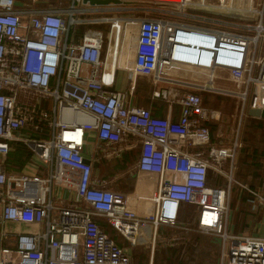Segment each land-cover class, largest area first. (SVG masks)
<instances>
[{"label":"built area","instance_id":"built-area-1","mask_svg":"<svg viewBox=\"0 0 264 264\" xmlns=\"http://www.w3.org/2000/svg\"><path fill=\"white\" fill-rule=\"evenodd\" d=\"M24 1L0 0V264H129L123 246L92 215L104 216L133 244L146 227L178 223L183 203L192 205L197 231L218 237L217 264H264V234L231 230L233 186L251 194L253 209L264 208V196L234 177L243 121L264 115L261 8H236L231 0L213 5L224 8L218 11H249L258 20L242 26L253 29L252 35L168 18L113 15L89 19L108 23L105 40L101 29L86 27L77 41L67 42L69 26L87 22L76 13L108 7L79 6L76 0L67 7H39L25 6ZM175 3L180 9L212 6L204 0ZM116 68L125 69L130 79L155 80L170 69H196L205 78L190 84L192 88L218 90L238 100V120L225 132L228 142L189 151V146L209 141L203 122L219 119L220 111L204 106L197 92L183 89L176 95L177 118L156 117L145 107L128 105L124 92L109 88ZM215 70L222 71L233 88L216 86ZM128 88L132 90V84ZM18 90L26 99L18 98ZM43 96L51 97L50 110L42 107ZM43 120L50 125V137L30 136L28 129L39 130ZM90 130L112 145L128 135L137 137L138 154L130 173L156 172L154 191L143 195L100 186L82 150ZM13 141L30 145L33 156L48 163L47 174L6 172L1 159ZM209 173L213 183L207 182ZM51 185L72 189L87 206L53 205ZM8 221L43 227L9 232L4 226Z\"/></svg>","mask_w":264,"mask_h":264},{"label":"trees","instance_id":"trees-1","mask_svg":"<svg viewBox=\"0 0 264 264\" xmlns=\"http://www.w3.org/2000/svg\"><path fill=\"white\" fill-rule=\"evenodd\" d=\"M42 1L39 0L36 3L41 4ZM106 24V22H99L95 23V26L100 28ZM87 25L86 22L71 24L67 31L66 41H77L83 28ZM198 91L202 104L208 105L210 100L209 105L220 109L221 113L229 111L231 106L228 102L230 101L229 95L215 92V102H212V98L208 96L209 91ZM41 105L48 110L43 101ZM203 123L209 129V142L217 141L218 138L215 133L218 128V121L207 120ZM28 131L29 135L36 139H48L51 133L50 125L46 120L40 122L39 130L28 129ZM241 143L234 175L235 177L237 175L236 179L239 182L245 183L248 188L252 189L253 183L258 182L263 177L261 174L264 173V115H249L244 119ZM135 146L136 144H133L131 148L123 150L119 156L110 158L100 156L96 162L92 163V168H97V175L102 180L104 187L121 191L132 190V177L121 172L136 158L137 149ZM31 154L32 151L23 142L14 141L2 156V166L6 172H17L30 159ZM210 182L211 180H209ZM242 193V200L246 202L252 200L248 191L243 190ZM241 213L243 211L239 208L235 209L232 218L234 228L239 223L240 218L243 220V217L240 216ZM93 218L104 230L105 227L101 224L98 215H94ZM177 222L175 225H163L157 229L158 238L154 242L151 264H214L219 251L217 239L213 235L201 234L192 229L194 228L192 205L188 203L181 205ZM244 222H242L241 228L245 226ZM184 227L188 229L184 230ZM148 255L147 242L133 246L129 255V264H147Z\"/></svg>","mask_w":264,"mask_h":264},{"label":"rangeland","instance_id":"rangeland-1","mask_svg":"<svg viewBox=\"0 0 264 264\" xmlns=\"http://www.w3.org/2000/svg\"><path fill=\"white\" fill-rule=\"evenodd\" d=\"M170 1V2H168ZM179 0H117V2H108L105 5H101V6H105L108 7L106 9L103 10H85L83 12H78L76 13V17L82 18V19H86L85 21H87L86 23L88 24L87 26H85L83 28V30L86 27L89 28H96L95 23L96 22H90L89 19L90 18H102L104 16L110 17L113 15H121V16H145V17H161V18H168L174 21H179V22H186V23H192V24H196V25H201V26H206V27H213V28H219V29H224L226 31H231L234 33H240V34H246V35H252L254 33V30L251 28H245L242 25L249 23V24H254L255 22H257V18H254L249 11L247 13H245V15L250 16L248 18H243V17H236V16H229V15H225L222 14L220 12H217L220 9H224L221 7H213V5H216V3L218 4V2L222 1L223 3L227 4L228 0H204V2L206 4L212 5L211 7H205L203 9H196V8H190V7H184L182 9H180V5L179 3H175ZM192 1H197V0H192ZM233 2V6H235L236 8H241V9H246V8H250L252 7H256V8H260L261 5V0H231ZM31 3L34 6H46V7H67L70 3V0H46V1H42L41 4L36 3V2H32L31 0H26L24 1V5H31ZM75 5H79V6H92L95 4H90L88 2H82L81 0H76L75 1ZM189 5V4H188ZM194 7H197L196 5ZM60 16L62 17H66V12H59L58 13ZM262 23L264 22L261 18ZM107 23V22H106ZM108 23L103 26L100 27L99 29L102 30V33L104 34V40L106 39V35L108 34ZM82 30V31H83ZM106 34V35H105ZM110 47H111V43L110 41L108 42V50L106 52V56L105 59L107 62L110 61ZM200 77H196L197 81H203V78H205L203 75L199 74ZM215 78L213 79L215 85L219 84L221 86H232L231 83L229 81H227V79L224 78V73L222 71H218L215 70L214 72ZM187 76V75H184ZM202 76V78H201ZM188 77V76H187ZM139 80H143L141 78H138ZM145 83L148 84L149 86H151V88L154 89H158L161 86H170V85H174V84H169V82H165L163 80H159L157 81L155 84L152 83L150 78H145ZM144 80L142 81V83L144 82ZM130 81V79L128 78L126 72L124 71V69H120V68H116L115 70V82L113 85H111L109 88L110 89H119L121 91H125V93L127 91H130L129 88L127 87L128 82ZM220 81V82H219ZM155 87H152V86ZM218 86V85H217ZM175 88L183 90V89H187V90H193L195 92H197V90L192 89V88H188L185 86H181V85H174ZM233 88V87H232ZM200 92V90L198 91ZM215 92L216 93H221L219 91H211L209 90L208 92V96L210 98H212V102H215ZM31 94L35 95V93ZM223 94V93H222ZM17 96L18 98L22 97L23 99H26L25 93L22 90H18L17 92ZM230 96V101L229 104L231 105L229 108L228 112H224L221 113L220 116V123L222 124L220 126L221 128V132H220V136L222 138H224L223 140L219 141H215L210 143L209 141L206 142L203 145H192L189 146L187 149L189 151H196V150H204L206 151V148L208 147L209 144H214V145H218V142H222L223 144L226 143V141H228V138H226V133H224V130H228V128H231L235 122H237L238 120V100L235 96L229 95ZM33 97V96H32ZM39 97V96H38ZM33 100V99H31ZM29 101V103H31L32 101ZM43 103L44 105L47 107L48 110H50L51 108V104H52V100L51 97H42ZM211 101L209 100L208 104ZM166 104V103H165ZM172 104V103H171ZM210 106V105H209ZM218 109V108H216ZM219 111H221L220 109H218ZM50 115V114H49ZM244 125V124H243ZM218 130V128H217ZM242 131H243V127H242ZM242 131H241V138H242ZM219 134V133H218ZM219 136V135H218ZM217 137V135H216ZM242 145V143H241ZM241 148V146H240ZM239 152V150H238ZM238 152H237V156H238ZM33 161L36 163L40 164V160L36 157V155L33 156ZM224 161V160H223ZM237 162V161H236ZM223 169H226L225 167V163L224 165H222ZM209 180H211L210 183H213V174L209 173ZM237 177V175H236ZM132 191L136 190L139 193H143V194H151V192L156 188V183H157V173L156 172H150V171H138V174L136 176H134L132 179ZM219 182H222L219 181ZM235 188V206L236 208H239L241 211L245 212H249V213H255L258 212V214L263 213V209L261 206L258 205V208L256 210L252 209L250 202H246L244 200L241 199L242 196V192H240L239 190V186L235 185L232 188V195H233V189ZM231 195V196H232ZM62 198H57V201H55V198L52 199L54 205L60 200L63 202H69V200L65 199L64 196H62ZM241 199V200H240ZM233 200H231V207H232V203ZM240 200V201H239ZM245 220L243 219H239V223L236 224V227L233 229L234 232L238 231L241 234H247V233H251V227L250 225H248L247 229H242L241 228V224L242 222H244ZM245 223V222H244ZM5 229L6 231L9 232H31L33 230V228L30 226H27L25 223H21L19 225V229L17 228V222H6L5 223ZM40 227H43V223H41ZM149 231V228H148ZM106 234L112 238L113 240H115V242L121 243V244H126L127 243L124 241L123 237L121 236L120 233H118L116 230L112 229V228H108L106 230ZM146 239L143 237H137L136 239V243L137 245L143 243ZM120 245V244H119ZM81 246H79V258H80V254H81Z\"/></svg>","mask_w":264,"mask_h":264},{"label":"crops","instance_id":"crops-1","mask_svg":"<svg viewBox=\"0 0 264 264\" xmlns=\"http://www.w3.org/2000/svg\"><path fill=\"white\" fill-rule=\"evenodd\" d=\"M103 7H105V6H103ZM260 8L262 10V20L264 21V0H261ZM124 71L126 72L128 78L130 79L128 72L125 69H124ZM184 75H187L188 77L184 76ZM196 77H200V75H198V72H197L196 69H191V70H189V69H185L184 70V69H181V68L170 69L169 71L166 72V74L164 75V77L162 79L155 80L153 78V76H148V77L136 76L135 78L130 79V81L128 82V85H127V87H128L130 84H132V90L127 91L126 93H125V91H122V92H124V94H125L124 95V99H125V102L128 105L145 107L148 110H150V113L152 115H154L156 117H164V116H166L168 114L171 119H176L177 116H178V112H179V106L175 102L176 101V95H177L178 91H181V90L175 88L174 85H181V86H185V87H188V88H192V86L190 84L203 82V81H201V82L197 81ZM138 78H141L143 80L145 78H150L153 84H155L159 80H163L165 82H169V84H174V85L161 86L160 88H158L156 90L154 88H151V86H149L148 84H146L145 80L142 83L143 80H139ZM201 78H202V76H201ZM227 81H229L231 83V85H232V82L230 80L227 79ZM217 85H218V87L232 88V86H224V85L221 86L219 84H216V86ZM152 87H155V86L153 85ZM192 89H195V88H192ZM114 90H119V89L115 88ZM196 90L198 91L199 89H196ZM204 106L212 107V106H209V104L208 105H204ZM214 109H216V108H214ZM219 119H216V121H218V130H216L215 135H217L218 140L221 141L224 138H222L218 134V133L221 132L220 126L222 125L220 123ZM243 124H244V121H243ZM225 132H226V130H224V133ZM225 136L227 138V135H225ZM20 142H22V141H20ZM226 142H228V141H226ZM126 143H130L131 146L133 144H136L135 148L137 149V154H138L139 139L137 137L128 135L126 141H123L122 143H120L118 145H112V144H106V143H103V142L99 141L97 136H96V133L94 131L90 130V131H87L86 134H85V141H84L82 150H83V153H84L86 159L89 160V162L91 164V168H92V163L96 162L98 160V157L102 156L104 158H110L112 156H119L123 150L129 149V148H124ZM25 145L31 150V148L29 147L30 145H27V144H25ZM115 146H117L120 149L118 152H114L113 151V148ZM131 146H130V148H131ZM137 154H136V157H137ZM135 159L131 163H129L121 173H126L127 175L131 176L132 178L134 176H136L138 174V171H135L134 174L130 173L131 167L133 166V164L135 162ZM236 161H237V157H236ZM48 167H49L48 163H42L40 161V164H39V163L34 162L33 161V153H32L31 156H30V159L23 165L21 170H19L17 172H14V173L36 174V175H39V176H44L48 172ZM235 168H236V166H235ZM234 172H235V170H234ZM119 174H117V175H119ZM91 176L95 177L99 181L100 186L104 187L102 180L99 179V177L97 175V168H94V169L92 168L91 169ZM261 176H263V177L261 179L259 178L260 180L258 182L255 181L253 183L254 186H253L252 189L258 191L262 196H264V173L261 174ZM234 177H235V175H234ZM207 182L209 183V178H208ZM213 182H214V180H213ZM242 184L247 186L245 183H242ZM239 190H240V192H243V190L246 191L245 189L240 188V187H239ZM124 192H138V191L136 189L134 191L130 190V191H124ZM235 192L236 191L234 190V192H233V199L234 200H233V203H232V212H231V230L232 231H233V228H234V226H232V218L234 216V211L236 209V206H235ZM140 194H143V193H140ZM143 195H149V194H143ZM62 196H64L65 199L69 200V202L68 203L67 202H63V201L60 202V200H59L55 205H57V206L80 205V206H83V207L87 206L86 203H84L82 200H80L79 198H77L75 196V194L72 191V189L51 185V191H50L51 203L54 205V203L52 201L53 198H55V201H57L58 197L61 198V199H64V198H62ZM250 202H251L250 203L251 207L253 209L254 201L251 200ZM257 208H258V206L256 207V209ZM256 209H254V210H256ZM262 209H263V213H260V214H258V212L249 213L247 211L241 213L240 216H242L243 219L245 220V226L242 229L246 230L248 225H250V227H251V233H247V234H256V235H263L264 234V208H262ZM94 215H98V214H93L92 216H94ZM98 218H99L101 224L105 227L104 230L101 228V226L99 224L98 225L100 226V228L105 233H106V230L109 227L112 228L107 223V221H106L104 216L98 215ZM20 224L21 223H17V228L18 229H19V225ZM25 224L27 226L31 225V227L33 228L32 231H35L37 228H41L40 227L41 224L38 225V226L33 224V223H25ZM161 226H163V225L157 226L155 230H152L151 226L146 227L145 230H144L145 233L143 235L137 236V237H143V238L146 239L143 243H145V242L148 243L149 255H148L147 264H151V258H152L153 248H154V242H155L156 238H158V230L157 229L158 228L160 229ZM148 228H149V231H148ZM186 229H188V228L184 227V230H186ZM192 229L197 231L195 228H192ZM197 232H199V231H197ZM199 233H201V232H199ZM234 233H239V232L236 231ZM137 237H136V239H137ZM214 237L217 239L216 243H217V245L219 247V243H218L219 239H218L217 236H214ZM123 239L127 243V245L126 244H121V243H118V244L123 246L125 252L129 256L131 254V252H132V247L137 245L136 240H135V242L133 244H130L128 241H126V239L124 237H123ZM143 243H141V244H143ZM141 244H139V245H141ZM214 264H217V257H216V259L214 261Z\"/></svg>","mask_w":264,"mask_h":264},{"label":"water","instance_id":"water-1","mask_svg":"<svg viewBox=\"0 0 264 264\" xmlns=\"http://www.w3.org/2000/svg\"><path fill=\"white\" fill-rule=\"evenodd\" d=\"M81 1L82 2H88L90 4H95V5H105L108 2H117V0H81ZM217 12H220L222 14L229 15V16H236V17H243V18L250 17V16H247L243 13L234 12V11H217ZM216 91H218V90H216ZM85 160L89 162L88 159H85Z\"/></svg>","mask_w":264,"mask_h":264}]
</instances>
